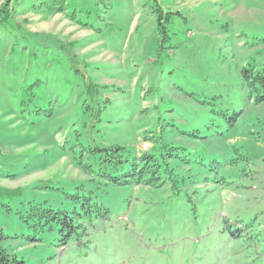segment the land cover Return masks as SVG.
I'll return each instance as SVG.
<instances>
[{"label":"rangeland","instance_id":"1","mask_svg":"<svg viewBox=\"0 0 264 264\" xmlns=\"http://www.w3.org/2000/svg\"><path fill=\"white\" fill-rule=\"evenodd\" d=\"M0 232L9 264H264V0H0Z\"/></svg>","mask_w":264,"mask_h":264},{"label":"trees","instance_id":"2","mask_svg":"<svg viewBox=\"0 0 264 264\" xmlns=\"http://www.w3.org/2000/svg\"><path fill=\"white\" fill-rule=\"evenodd\" d=\"M154 149L155 151H152L150 154H145L139 160L137 159L138 161H136L135 157H132L131 159H129L130 157L126 156L127 158L126 164L128 165L127 170L129 171V167H132L131 165H133L134 169L132 172L137 173L139 171L140 177L138 179H132L133 182L130 181V178L133 176V174L128 172L127 174H123V176L121 177L122 180H119L117 178H109L108 182L114 183L115 185H118V186L134 184V183L143 184L144 183L143 177L147 173L145 169H148L150 166L153 167L152 169H150V171L152 170L154 174H157L159 172L158 168L162 167L161 165L165 162L164 159L167 157V155L168 157H171V155L173 154H171L170 150H168L169 153H162V154L157 153L161 149V146H157V148H154ZM169 149H171V151H174V148H169ZM97 152L101 154L102 158H105L106 162L113 161L114 163L118 165L123 164V161L118 160V159H121V155L119 154H123L124 149H120L116 147V148H109V149H99L97 150ZM139 164L142 165L140 166L141 168H138ZM52 212H53L52 210H49L47 213L51 214ZM71 224L72 223L68 225L72 227ZM1 234L2 233L0 232V238H1ZM9 263H11V261L9 257L6 255V252L4 250L0 251V264H9Z\"/></svg>","mask_w":264,"mask_h":264}]
</instances>
